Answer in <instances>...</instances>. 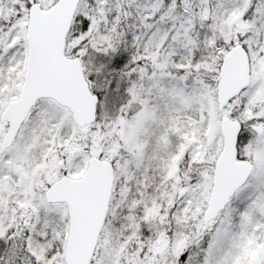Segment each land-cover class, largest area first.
Wrapping results in <instances>:
<instances>
[{
	"label": "snow or ice",
	"instance_id": "1",
	"mask_svg": "<svg viewBox=\"0 0 264 264\" xmlns=\"http://www.w3.org/2000/svg\"><path fill=\"white\" fill-rule=\"evenodd\" d=\"M0 264H264V0H0Z\"/></svg>",
	"mask_w": 264,
	"mask_h": 264
}]
</instances>
